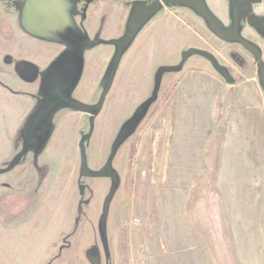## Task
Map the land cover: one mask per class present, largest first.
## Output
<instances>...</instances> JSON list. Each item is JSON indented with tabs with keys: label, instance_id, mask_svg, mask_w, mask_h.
<instances>
[{
	"label": "rangeland",
	"instance_id": "rangeland-1",
	"mask_svg": "<svg viewBox=\"0 0 264 264\" xmlns=\"http://www.w3.org/2000/svg\"><path fill=\"white\" fill-rule=\"evenodd\" d=\"M156 1L119 2L129 15L118 36L129 38L122 49L117 38L109 40L112 48L101 45L103 22L90 38L82 26L73 29L84 43L65 68L73 77L58 90L46 83L45 93H68L73 101L90 94L82 102L94 110L72 109L52 96L43 114L32 108L37 101L29 106L17 154L0 166V264H264L259 66L170 0L134 34L133 18ZM98 10L83 8L81 17L89 23ZM95 46L100 51L88 59ZM192 47L210 52L234 82L193 55L181 70L161 72L157 98L148 104L159 68L179 64ZM108 50L113 58L102 74L95 61ZM13 131L14 117L0 102V135L12 141ZM26 141L19 165L28 158V177L5 176L3 168H19L13 165Z\"/></svg>",
	"mask_w": 264,
	"mask_h": 264
},
{
	"label": "crops",
	"instance_id": "crops-1",
	"mask_svg": "<svg viewBox=\"0 0 264 264\" xmlns=\"http://www.w3.org/2000/svg\"><path fill=\"white\" fill-rule=\"evenodd\" d=\"M120 1L123 3L124 0H10L5 4L0 2V102L5 104L6 109L15 120V131L11 133L12 141L5 137L6 134L1 133L0 135V166L2 162L12 159L11 152L13 150L14 155L17 154V149L21 144L17 143V137L23 135L22 132H19L21 120L25 117L28 119L29 106H32L33 102L40 101L43 84L45 86L47 83V85H54L57 88L59 85L67 84L73 77L65 71V66L74 52L80 50L84 45L79 34L73 29L82 26L90 38L103 22V30L99 37L102 38L104 44L101 45H105V48L107 45L112 48L109 40L120 39L118 36L122 31L123 22L129 17L128 10L123 9V6L119 4ZM170 1L176 5H184L186 17L203 22V27L220 40L236 43L252 54L255 59L254 51H259L262 55L264 0ZM89 7H96L99 10L94 17H89L88 23L82 19L81 12L83 8ZM102 8L105 9L102 11ZM120 8L121 11L118 14L117 11ZM172 13L177 18V14L174 11ZM185 20L191 23V20L187 18ZM211 23H214L219 29L229 31L231 35L224 38L219 37L212 30ZM113 26L115 30H112ZM152 28L155 29L154 26ZM99 46L87 51L88 59L100 51ZM67 52H70V57L57 64L58 60ZM101 56V60L95 61V65L98 66V71L103 74L108 69L106 64L110 63L113 58V51H102ZM237 60L240 59L237 58ZM93 65L94 63H92V67ZM71 70L73 71V68ZM102 76L101 74L95 75L93 81H98ZM90 78H92L91 74L85 75L84 80L88 81ZM80 82L78 86H84L82 78ZM89 97L90 94H87L80 100L81 102L86 101ZM50 153H52L51 147L48 148L46 156L48 157ZM22 157L16 158L13 165L19 168L16 170L11 168L5 172V176L11 177V173L14 172L15 174L19 173L21 178L28 177V158H25L24 164L19 165V160ZM58 175L59 173L56 172L52 177L55 179ZM11 198L15 200L10 196Z\"/></svg>",
	"mask_w": 264,
	"mask_h": 264
},
{
	"label": "water",
	"instance_id": "water-1",
	"mask_svg": "<svg viewBox=\"0 0 264 264\" xmlns=\"http://www.w3.org/2000/svg\"><path fill=\"white\" fill-rule=\"evenodd\" d=\"M163 1H167V0H157L155 2V4L154 3L151 4V5L148 4V6H146V9L144 10V12H142V13H145V14H144V16L141 19L138 20L137 16H135L133 18V21H132V32L134 34L144 24V21L147 18V16H149L150 14H154L155 11H157L158 9L161 8V6L163 4ZM211 28L221 38L222 37L223 38L224 37H228V36L231 35L229 31H225V30H223L221 28L219 29L214 23L213 24L211 23ZM114 42H115V45H116L117 48L122 49L123 46L129 42V38L125 37V38H122V39H119V40H115ZM252 51H254V50H252ZM253 53L255 54L256 62H257V65L259 66V70H260L261 82H262V84L264 86V63L262 61V55L260 54L259 51H254ZM193 55H199V56H202L204 58H207L208 60H210L212 62V64L216 68V70L219 71V73L221 75H223L224 78H226V80L228 82H230V83L234 82V79L226 72V69L224 67H222L218 63L217 59L210 52L202 50V49H199V48H196V47H192V48H189L187 51H185L183 53L182 60L179 62V64L174 65V66H162L161 68H159V72L157 73V77H156L155 90L153 92L152 98L148 101V104L151 103L152 101L156 100V98H157L158 88H159L160 82H161V80H160L161 79V72L162 71H165V72H168V71L169 72H171V71L177 72V71L181 70L183 68L184 64L186 63L187 59L190 58ZM72 67H73V65L71 66V68ZM65 68H66V66H65ZM113 78H114V75L112 76L111 80H113ZM106 87H108V88H106L104 93L102 94V98H101L100 102L104 101L105 95H106V93H107V91L109 89V85H107ZM57 88L55 87L56 90H58ZM41 91L42 92H40V95L42 97L40 98V101H37L38 105H35L33 108H35L37 106V108H39L40 111H41L40 113H42V114L47 111V102H48V100L50 99L51 96L54 97L55 100L60 99V100L64 101L65 103L67 102L68 104L72 105V107H70L72 109H77V110L79 109V110H83L85 112H89V111L94 110L93 106L86 105L84 102L73 101L72 98H71L72 95H70L68 93H60V92L51 93L50 90L46 91V93H45V86H44V93H43V88L41 89ZM51 94H53V95H51ZM40 119H41V117L39 116V119L35 122V125L39 124ZM31 121L33 122V120H31ZM127 130H128V127H127ZM127 130L123 132L125 135L128 134ZM26 140H28V138H26ZM120 143L121 142H117L116 143L114 151H116L118 149ZM27 150H28V141L25 142V144L23 146V150H22L20 155L23 156V154H25V152ZM20 155L17 157L18 159H19V157H21ZM113 157H114V154L110 156V160H109V162L107 164V168H105L103 170V172L106 173V174L110 173V166H112L111 164H112ZM9 170H10V168H6V169H4L2 171L6 172V171H9ZM100 176H102V174H100ZM10 185L12 187V184H10ZM11 191H13L12 188H11ZM16 191H18V190H16ZM109 198H111V196Z\"/></svg>",
	"mask_w": 264,
	"mask_h": 264
},
{
	"label": "flooded vegetation",
	"instance_id": "flooded-vegetation-1",
	"mask_svg": "<svg viewBox=\"0 0 264 264\" xmlns=\"http://www.w3.org/2000/svg\"><path fill=\"white\" fill-rule=\"evenodd\" d=\"M10 0H0V2H3L4 4L6 3V2H9ZM93 253H95V251L93 252Z\"/></svg>",
	"mask_w": 264,
	"mask_h": 264
}]
</instances>
